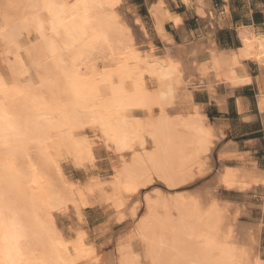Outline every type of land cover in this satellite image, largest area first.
<instances>
[{"label":"bare ground","instance_id":"6f19581e","mask_svg":"<svg viewBox=\"0 0 264 264\" xmlns=\"http://www.w3.org/2000/svg\"><path fill=\"white\" fill-rule=\"evenodd\" d=\"M45 2L52 6L45 9ZM121 2L5 0L0 5V111L17 129L11 139L0 141V238L21 237L24 264H101L97 255L106 244L92 229L65 227L62 216L70 212L83 221L95 195L96 206L105 203L121 223L126 212L136 217L139 209L129 208L140 198L142 186L156 181L175 190L194 173L208 177L218 138L194 104L190 82L196 74L202 81L213 72L215 82L232 87L244 80L238 73L243 61L264 64V39L244 30L239 50L217 55L211 49L210 61L185 66L174 56L177 45L164 30L169 14L163 0L151 7L153 33L136 18L148 46L140 49L117 12ZM155 35L164 45L159 46ZM43 37L55 47H46ZM104 48L122 74L115 85L96 88L84 71ZM49 131L56 140H48ZM88 131L93 137H87ZM33 144L39 148L38 175L22 161ZM96 145L115 158L108 190L98 178L75 184L63 176V162L77 168L92 165ZM10 158L11 168L5 166ZM257 172L221 170L212 192L221 186L246 191L258 183ZM158 198H147L145 215L116 241L117 254L107 264H264L258 234L246 221L226 228L217 199L202 205L197 197ZM8 246L0 239L4 259Z\"/></svg>","mask_w":264,"mask_h":264},{"label":"crops","instance_id":"0c3cea01","mask_svg":"<svg viewBox=\"0 0 264 264\" xmlns=\"http://www.w3.org/2000/svg\"><path fill=\"white\" fill-rule=\"evenodd\" d=\"M126 1L134 22L139 17L145 30L153 33L156 28L152 9L159 2L157 0ZM163 2L169 14L164 23V30L177 45L176 47L181 49L182 53L177 59L185 66L210 61L211 49L215 50L217 55L223 53L230 55L233 51L239 50L242 47L241 32L244 30L264 39V0H163ZM155 37L158 44H163L161 37L157 35ZM193 50L196 51L195 54L192 53ZM258 63L260 62L243 61L245 67L238 73L244 80L241 84H233L236 87L233 85L231 87V83L224 80V82L220 81L221 83L215 82L213 72L202 81L199 74H196L194 80L190 82V87L194 104L201 107V113L203 112L213 130L215 128L214 133L218 138L217 146L212 153L213 171L207 177L208 186H213L215 182L218 184L219 177L216 178L218 176L215 174L216 171L219 173L226 168L258 171V183L252 184L250 190L239 191L221 186L219 195H226L223 201L235 206L240 211V216L246 218L245 221L249 223L250 228L258 234L260 256L264 260V184L262 183L264 182V64Z\"/></svg>","mask_w":264,"mask_h":264},{"label":"rangeland","instance_id":"374dc122","mask_svg":"<svg viewBox=\"0 0 264 264\" xmlns=\"http://www.w3.org/2000/svg\"><path fill=\"white\" fill-rule=\"evenodd\" d=\"M4 2L5 0H0V5H2ZM121 3L122 4L117 9V12L121 14L125 23L131 28L132 37L135 40L134 42L140 47V49H148L141 29L135 25L133 16L128 10L127 1L122 0ZM159 46H162V44L160 43ZM176 48L177 49L174 50L176 53L174 55L175 57L182 53L180 48ZM5 56L8 58V60L14 61L12 54H8ZM92 60L93 61L90 63L89 69L86 70V72L84 71L85 75H87L88 84L96 88H101L105 85H115V83L119 81L122 72L117 71V66L113 61V57L109 49L104 48L101 53L96 54ZM87 99L90 103L95 102V99L92 95L88 94ZM21 106L22 102L20 100L15 102V107L17 109H19ZM55 134V132L53 133L49 131L46 136L48 140L52 141L56 140L54 139ZM86 134L87 137L89 136L90 138L94 135L92 131H88V133ZM94 155L95 160L92 165L86 166L85 168H77L74 165H71V163L69 162H63L62 170L64 178L68 182H73L75 184H82L87 180L89 181V179L98 178V182H102L101 185H103V187L108 190L114 180L113 166L115 163V158H113L111 151L107 149L105 150L102 145H96ZM22 161L24 167L29 170H33L34 174L38 175L40 169L38 146L33 144L28 149H26ZM215 174H218V172L216 171ZM184 180V186L175 190H169L166 188V186L156 181H152L146 186H142L140 188V198L135 201L134 204L129 208L130 211H132L134 207H136V209H139L136 217H131L130 212H126L125 218L121 223L116 222L115 212L110 209V207L105 205V203H100L96 206L97 199L95 198V195L91 197V205L90 207H88V209H86L83 221L77 219L76 215L70 212H68L66 216H62L61 219L64 226L67 228L79 227L81 225V227L92 229V233L94 234V236H97L100 241L103 242V244H106L102 252L97 255V260L101 264H107L109 260H113L115 258L117 254L116 241L119 238L125 237L128 232L131 231L135 227V225L140 222V220L146 213L145 201L148 197H150L153 202H156L159 199V196H170V198H175L176 196L180 195L197 197L202 205L209 204L210 200L214 198L218 201V210H220L224 215V223L226 228L230 226L235 227V225L239 222H245L246 218L244 219L240 216V211L235 206L228 204L224 205L222 201L227 197L226 195L221 194L220 196L219 191L217 193L212 192V186H208L207 177H201L197 173H194L192 178L185 177ZM92 210L96 211L92 214ZM77 220H79L80 224H78L79 222ZM82 222H84L85 224H82Z\"/></svg>","mask_w":264,"mask_h":264},{"label":"snow or ice","instance_id":"6c2138e0","mask_svg":"<svg viewBox=\"0 0 264 264\" xmlns=\"http://www.w3.org/2000/svg\"><path fill=\"white\" fill-rule=\"evenodd\" d=\"M52 5L48 4L47 2H45L44 4V8L48 9L50 8ZM38 30L41 32V35L43 36V26L39 25L38 26ZM54 34L55 33V29H53ZM44 40V44L46 47H51L54 48L55 45L53 44H49V37H43ZM65 47H67V45H65ZM17 132V129L7 120V118L5 117V115L2 113V111H0V141H4V140H8L12 138V135L15 134ZM17 140H19V137H17ZM4 147H11L12 145L10 144H3ZM5 166L6 167H13V161L12 159H8L7 161H5ZM0 239H3L4 241H6L8 243V257L7 259L3 258L5 249L0 248V264H24V259L23 257L20 255L19 252V239H21V237L19 236H12L11 239H9L7 236L2 237ZM15 251L16 255L13 256L12 252ZM29 264H32V262H29ZM35 264H41V262H35Z\"/></svg>","mask_w":264,"mask_h":264}]
</instances>
